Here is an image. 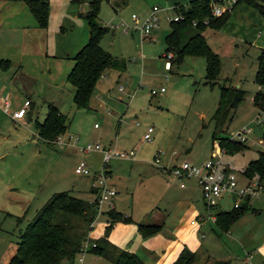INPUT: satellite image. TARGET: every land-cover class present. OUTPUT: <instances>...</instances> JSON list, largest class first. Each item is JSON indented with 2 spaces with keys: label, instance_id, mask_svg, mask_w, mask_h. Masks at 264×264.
<instances>
[{
  "label": "rangeland",
  "instance_id": "374dc122",
  "mask_svg": "<svg viewBox=\"0 0 264 264\" xmlns=\"http://www.w3.org/2000/svg\"><path fill=\"white\" fill-rule=\"evenodd\" d=\"M49 1L46 31L29 27L31 32L26 37L31 40L25 37L26 46L32 44L33 39L37 40L35 44L44 45L32 51V57H26L23 63L26 65L21 69L23 76L30 77L24 82L33 103L30 106L32 114L27 111L23 124L13 121L9 113L0 117L2 132L6 135L0 141L3 153L0 157V264L7 263L17 247L20 232L53 193L70 190L87 199L96 195L91 186L94 176L75 171L80 160H86L93 171L101 166V153L82 149L88 143L116 146L119 150L136 149L135 159L114 157L109 166L113 167L112 181L118 184L117 195L123 196L125 203L132 195L135 209L142 210L146 205L162 207L164 201L171 203L174 197H190L204 206L202 192L194 185L193 178L187 179L186 187H182L178 179L169 178L162 166L170 167L184 160L201 165L220 153L223 162L235 170L241 182L247 180L241 169L257 156L258 150H264L261 134L264 125L257 122L251 125L259 112L252 96L260 87L254 80V73L257 55L264 45V15L255 6L240 0L231 6L234 11L231 9L219 26L207 25L203 29L208 44L219 56L216 83L211 85L206 82L204 55L186 54L177 60L173 58L171 68L165 62V36L170 31L171 20L168 17L177 14L176 1L186 5L190 0H101L98 20L109 26V30L100 42L119 61L125 62V66L122 71L109 68L96 84L90 107L79 108L74 102V85L68 73L74 62L73 55L89 38V25L83 14L89 10L90 0ZM155 4L163 9L153 38L145 36L143 39L135 29L126 34L122 26L114 27L121 23L132 25L133 13L141 20ZM9 18L3 20L0 40L13 42L9 41L16 37L11 34L12 28L5 27ZM16 42L21 41L13 43ZM220 84L243 90L241 100L229 109L221 134L238 140V129L246 124L252 126L244 135L242 147L231 153L221 151L219 139L213 137V114L219 101ZM120 85L124 89H119ZM161 86L165 87L164 91L151 93V88ZM49 103L58 106L69 120L67 131L53 142L39 137L35 128V120L45 117ZM149 125L154 126L151 140L144 138ZM16 134L22 138L15 140ZM247 178L261 183L264 188L255 175ZM166 187L168 192L164 196ZM250 201L255 210L247 209L239 219L232 221L230 233L225 234L214 223L219 231L218 244L210 254L198 251V264H247L245 250L251 248L252 251L254 246L251 239L243 235L244 231L255 229L256 224V236L264 228V211L261 210L264 191ZM102 206L106 207L107 202ZM217 206L230 208L229 198L223 197ZM244 219L248 222L240 225ZM211 234L212 230L209 236ZM239 235L245 243L244 249L238 242ZM92 256L91 252L86 255L85 264H114L105 257L91 261ZM216 256L224 259L223 262H215ZM67 260L61 264H72ZM73 264L79 263L75 260Z\"/></svg>",
  "mask_w": 264,
  "mask_h": 264
},
{
  "label": "trees",
  "instance_id": "16d2710c",
  "mask_svg": "<svg viewBox=\"0 0 264 264\" xmlns=\"http://www.w3.org/2000/svg\"><path fill=\"white\" fill-rule=\"evenodd\" d=\"M25 1L35 13L39 26L46 27L49 0ZM211 1L190 0L186 5L177 2L175 8L182 17L170 20V31L165 40L167 51L174 52V60L186 54L204 55L207 59L206 82L214 85L219 72V56L208 44L202 31L207 25L219 26L231 8L220 15H213ZM238 1L240 0L234 3ZM245 1L264 15V0ZM100 2L101 0H90V8L83 14L89 25V38L73 55L74 63L68 73V79L74 85V102L79 108L90 107L92 93L106 69L111 67L123 69L125 66V62L119 61L100 42L104 33L109 30V26L98 20ZM254 80L260 87L254 92L252 101L259 109H264V45L260 47L257 55ZM242 95L241 88L220 84L219 101L213 114L215 120L213 137L219 139L221 150L225 152L231 153L243 145L240 138L234 140L229 135L221 134L229 109L238 104ZM68 126V115L54 103L48 104L43 120H35L38 135L49 141L57 139ZM261 134L264 141V127ZM241 172L246 178L255 175L264 184V150H258L257 156L250 159ZM93 188L92 191L97 194L98 189ZM204 204L207 208L206 203ZM248 208L250 206L247 200H244L237 207L224 209L217 205L213 206L212 211H215L216 223L220 229L226 230L232 221ZM97 213L96 199L80 197L70 190L56 191L37 209L34 217L20 232L17 247L6 264H60L63 259L72 261L86 239L96 242V245L89 246L88 251L103 255L114 264H147L135 252L119 248L108 239L113 223L119 219L129 220L131 216L123 214L115 207L106 210L110 222L105 227L104 235L94 239L89 234L94 228ZM138 225L145 234L155 232L160 227L159 223L139 222ZM197 259V252L184 247L172 264H198Z\"/></svg>",
  "mask_w": 264,
  "mask_h": 264
},
{
  "label": "crops",
  "instance_id": "0c3cea01",
  "mask_svg": "<svg viewBox=\"0 0 264 264\" xmlns=\"http://www.w3.org/2000/svg\"><path fill=\"white\" fill-rule=\"evenodd\" d=\"M232 7H231L232 10L231 9L230 10L234 11V8ZM79 15L81 16V14ZM7 17H11V18H9L10 19L9 23L7 24L5 23V27L12 28L11 34H15L16 36L14 38L9 39V41H13V42L21 41L20 43L22 42L23 43L17 44L16 42L15 44L13 42H8L7 39L0 40V106H1L0 108L3 109V110L0 109V113H3L2 111L6 113V114L4 113L0 114V117L1 115L6 116L9 113L10 118L13 121H18L20 122V124H23L25 123L24 120L27 111H30L32 114V110H30V106L33 103L31 97H28L29 94L28 92H26V89L28 87L24 82L25 80H28V78L30 79V77L23 76L24 71L22 72L21 69L23 68V65H26L23 64L26 60V57H32L31 54L32 51H37L41 49L42 46L44 47V45L41 46L39 45V43L35 44V42L37 41V40L34 41L35 39H33L32 44H28V46H26L25 37L29 32H31L28 30L29 27H35V28L37 27L42 29V31H46L47 26L46 27L39 26L38 19L35 13L32 11L30 5L25 0H0V34H1V28H3L1 27V25H3V20L4 18ZM29 17H31L32 20ZM155 30L153 32H155ZM152 34L149 36L150 38H153ZM141 37H143L144 39L145 36L141 35ZM26 38L31 40V38L28 37ZM10 47L12 48V50L10 49ZM15 50L18 51V53L14 54L13 51ZM173 58L174 57L171 58V61L174 62ZM171 67L172 66H170L169 68ZM112 68H115L118 71L124 70V68L123 69H120L118 67H112ZM108 69H106V71L102 76H105L107 72H109ZM28 72L29 70L25 73ZM27 99H29L30 101L29 103L25 102ZM4 100L5 101L7 100L9 103L7 110L3 107L5 104ZM21 107L26 108L23 116L21 117L14 116L13 112L15 110L20 109ZM2 131H3V124H1L0 122V141H2L6 136ZM21 138H22L21 135L19 134L15 135V140H20ZM55 140L57 139H54L53 141ZM46 141L53 142L49 140ZM2 155L3 153L0 152V157H2ZM116 158L135 159L136 154L133 157H116ZM88 165L91 166L89 163ZM226 165L228 164L226 163ZM109 169H110L111 183L117 189L118 184L116 182H113L111 177L113 175L112 165L109 167ZM243 181L245 180H242L241 182ZM194 185L197 184H195L194 182ZM164 190H165L164 191V196H165L167 195L168 187H166V189ZM148 196L150 197V194ZM95 197L96 195L94 197H91L90 200H93ZM132 198L133 196L129 195V201L125 203V199L123 198V196H118L116 193L112 198V200L110 202H107V206L103 207V211L97 214L94 222V228L90 231V236L95 239L99 236L104 235L105 227L110 222V217L106 213V210L115 207V209L122 211L123 214L130 215L131 219L116 220L113 223L112 228L108 234V239L114 244H116L119 248H125L127 250L135 252L147 264H172L178 258L180 252L184 247H187L188 249L195 251L197 253L198 251H204L210 254L211 252H213L214 247L218 244L217 237H219L218 236L219 231L217 230V228L220 229V227L216 223V218L214 219L210 216L215 214V211H212L213 209L209 210L208 208H206L205 204L204 206L200 205L190 197L185 199H177L176 197H174L175 200H172L171 203H169L170 201L168 200L164 201L163 202L164 205H162V207H155L154 205L149 207L148 205H146L142 210V208H138V207L135 209ZM248 209H250V211L252 212L253 210H255V208H253L252 206H250V208ZM261 210L264 211V208ZM261 210H257V212H260ZM101 215H105L104 218L103 217L100 218ZM241 216L242 214L238 217V219ZM202 217H204V219ZM193 218L197 219L195 223L191 222ZM139 222L159 223L160 227L155 232L145 234L140 230L138 225ZM247 222L248 221L244 219L240 225L242 224L245 225ZM214 223L217 226V228L215 227ZM229 227L230 228L221 231H225V234L230 233L233 230V228L231 226ZM210 230H212V234H211L212 236H209ZM257 233H258V225L256 224L255 229L250 231L246 230L244 231V235H243V237H245L246 239H251V241L253 242L252 244L254 246L252 248L253 249L252 251L250 248L245 250L244 253V261L247 260L250 262V264H264V228L260 231V234L256 236ZM254 236L256 237L253 238ZM247 237H251V238H247ZM240 238L241 235L238 236V242H240L241 246L244 249L245 243L241 241ZM255 249H257V251H255ZM89 252L91 251H86L84 253V259H86V255ZM91 253L93 255L91 258H89L91 261L93 260L99 261L101 257H104L103 255L100 254H96L93 252ZM77 255L71 261L72 264L74 263L75 260L78 261ZM215 259L220 260L221 262H223L224 260L218 256H216ZM67 261H69V259ZM247 261L245 262L249 264Z\"/></svg>",
  "mask_w": 264,
  "mask_h": 264
},
{
  "label": "built area",
  "instance_id": "2783aa9c",
  "mask_svg": "<svg viewBox=\"0 0 264 264\" xmlns=\"http://www.w3.org/2000/svg\"><path fill=\"white\" fill-rule=\"evenodd\" d=\"M236 0H212V13L213 15H220L225 10L231 8ZM163 8L157 4L153 5L144 17L140 20L139 16L135 13L132 14L133 24L126 25L125 23L116 24L114 27L122 26V31L126 34L131 33L133 29L138 30L142 36H150L155 28L160 25V11ZM182 17L177 13L174 17H168L169 19H178ZM152 37V36H151ZM166 65L170 67L171 58L174 57L173 51L166 52ZM119 89H124L123 85L119 86ZM151 93H157L159 91H164L165 87L161 86L159 89L151 88ZM4 108L8 109V101L4 100ZM29 103V99L25 101ZM26 108L21 107L13 112L16 117L23 116ZM251 125L253 122L262 123L264 125V109H259L255 117L251 120ZM250 124H246L241 129L236 132L237 136L241 139H245V134L251 131ZM154 130L153 125H149L144 133V138L151 140L152 131ZM83 150H97L101 153V166L98 170L93 171L88 165L86 160H80L75 171L79 173H91L94 178L92 185L98 189L96 197L98 213L103 211V203L110 202L114 195L117 193L116 187L110 181V169L109 163L114 157H133L135 155V148L131 150H119L116 146H105L100 143L91 144L88 143L82 148ZM222 151V150H221ZM158 161V157L155 159ZM163 171H165L169 178L178 179L180 186H186V180L193 178L197 186L200 188L204 203L209 210H212L213 206L219 205L223 197H228L230 202V207H237L247 200L248 204H251L250 199L257 197L261 191H264L261 183L250 181V179L243 182H239L237 174L233 168L226 165L220 153L218 155H212L209 159L203 162L201 165L193 163L189 160H184L180 164H173L170 167L162 166ZM215 219V214L210 215ZM204 219V217H202ZM96 219V218H95ZM197 219L193 218L192 223H195ZM95 222V220H94ZM90 235V234H89ZM96 245L94 240L86 239L81 245V249L78 252L77 258L79 264H85L84 253L88 251L89 246Z\"/></svg>",
  "mask_w": 264,
  "mask_h": 264
}]
</instances>
